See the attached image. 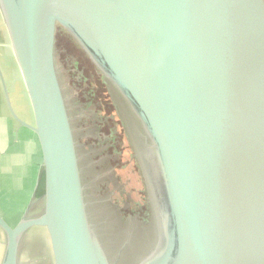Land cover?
Masks as SVG:
<instances>
[{
  "label": "water",
  "instance_id": "1",
  "mask_svg": "<svg viewBox=\"0 0 264 264\" xmlns=\"http://www.w3.org/2000/svg\"><path fill=\"white\" fill-rule=\"evenodd\" d=\"M0 13L32 123L0 71L6 104L43 170L42 210L34 196L16 224L0 215V264H21L33 229L53 264H264V0H0ZM59 29L114 90L151 210L137 234L109 199L91 218ZM102 231L125 240L106 247Z\"/></svg>",
  "mask_w": 264,
  "mask_h": 264
},
{
  "label": "flooded vegetation",
  "instance_id": "2",
  "mask_svg": "<svg viewBox=\"0 0 264 264\" xmlns=\"http://www.w3.org/2000/svg\"><path fill=\"white\" fill-rule=\"evenodd\" d=\"M93 69L94 74L100 77L98 84H96L97 87L101 88L103 93L108 94L110 98L109 106L106 105L104 108L108 111V117L105 120H99L100 116L96 111L93 113L87 109L90 103L84 104V106H81L77 101L69 103L66 92L63 90L65 99L68 102L69 115L77 142L80 169L84 185L86 186L90 215L91 218H95L96 220L102 218L100 205L97 202L106 200V203L104 202L103 204L105 207L108 204L107 199L113 200L114 202H112L119 206L122 215V217L116 216L115 218H120L123 224L129 228L126 231L130 230L134 234H137L140 230L147 229L151 224V210L146 190H144L145 192H141L138 189L139 178L143 184L144 181L134 157L124 124L120 118L117 104L114 101V90L105 83L102 76L94 67ZM91 93H94L93 90H91ZM90 98L92 99V96H85V99L89 102L91 101ZM87 123L91 125L84 128ZM106 128L108 132L104 134L102 130ZM130 188H133V197H136L134 202L129 193ZM39 190L40 187L36 190L34 198L37 200L33 211L35 215L43 207L42 200L40 199L42 191ZM142 196L143 201H141ZM117 197H124L125 201H121ZM137 200L138 202H136ZM141 203L143 204L141 205ZM142 206H146L145 211ZM126 231L122 235H119L121 232H117L116 235H110L109 238L102 231L101 235L105 246H112L109 239L113 237H116L113 244L115 243V246L120 244L122 240H125ZM132 241L136 242V238H133ZM22 249L23 245L20 250V256ZM36 258L42 261L41 264H45L46 260L40 259L39 256Z\"/></svg>",
  "mask_w": 264,
  "mask_h": 264
},
{
  "label": "rangeland",
  "instance_id": "3",
  "mask_svg": "<svg viewBox=\"0 0 264 264\" xmlns=\"http://www.w3.org/2000/svg\"><path fill=\"white\" fill-rule=\"evenodd\" d=\"M0 65L5 77V83L9 95V100L11 102L14 113H16V108H15L16 105L14 103L15 97L13 96V94L15 91V87L17 86V82H16L17 79L14 77H10L8 73H6L3 64L1 63ZM56 65L61 80L62 89L66 92V97L69 103H73L77 101L80 103L81 106L90 103V106H87L88 107L87 109H89L93 113L96 111V113L100 116L99 117L100 119L98 118L99 120L101 119L105 120V118L108 117V111L105 110L104 108L106 107V105L109 106L110 98L108 94L103 93V90L97 87L96 85L98 84L99 82L98 80L100 77L94 74L93 66L88 61L86 56L79 49V47L68 37V35L61 29H59L57 32ZM91 90H93L94 92L93 94L91 93ZM85 96L86 97L92 96V99L90 98L91 101L90 102L87 101L85 99ZM30 121H31V116H30ZM89 125L91 124L87 123V125L84 128H87V126ZM102 131L104 134L108 132L107 128ZM27 132H29V130ZM29 146L30 145L24 146L26 152H30L31 149ZM31 170L33 169L29 167H24L21 170L17 171L18 176H15L14 188L13 190L12 189L8 190V193L9 195H11V197H7L9 198L7 200L0 199V211L6 212V215L8 212L12 214V216L8 220H6L10 225L16 224L21 219V217L24 214L25 208H27L28 206L29 190L23 187L21 178L25 176V174L28 171ZM39 184H40L38 186V188L40 187L39 191H42L41 183ZM22 188L23 190H21ZM138 189L141 192H145L144 184L141 182L140 178H139ZM132 192H133V188H130L129 193L132 196L134 202L136 200V197L135 198L133 197L134 193ZM34 194H36V191ZM117 198L120 199L121 201H125L124 197L121 198L117 197ZM141 201H143V196L141 198ZM136 202H138V200ZM143 203H141V205ZM37 256H39L40 259L42 260H46L45 264H53L47 234L44 230L41 229H33L27 234L20 256V263L41 264L42 261L37 259L36 258Z\"/></svg>",
  "mask_w": 264,
  "mask_h": 264
},
{
  "label": "crops",
  "instance_id": "4",
  "mask_svg": "<svg viewBox=\"0 0 264 264\" xmlns=\"http://www.w3.org/2000/svg\"><path fill=\"white\" fill-rule=\"evenodd\" d=\"M3 64L6 73L10 77L16 78L17 86L13 96L15 97V108L18 117L24 122L32 123V113L26 91L22 82V78L15 62L12 49L10 46L9 37L4 26V22L0 13V64ZM0 71L3 79L5 77L0 65ZM6 84V83H5ZM11 103V102H10ZM12 106V105H11ZM15 113V114H16ZM31 116V121H30ZM20 126L11 116L6 104L2 85L0 82V199L7 200L11 197L8 190H13L15 184V176H18L17 171L24 167H29L33 170L28 171L21 178L23 187L29 190V203L35 195L36 189L42 180V156L40 147L35 134H31L30 130ZM30 145V152H26L24 146ZM12 184V186H11ZM23 190V188L21 189ZM20 190V192H21ZM28 203V202H27ZM26 203V204H27ZM28 203V204H29ZM26 210V208H25ZM24 210V212H25ZM1 212V211H0ZM23 213V212H22ZM5 216H4V215ZM0 215L8 220L12 214L1 212ZM19 220V219H18ZM17 222V221H16ZM0 235H2L0 233ZM4 251V239L0 236V262Z\"/></svg>",
  "mask_w": 264,
  "mask_h": 264
},
{
  "label": "trees",
  "instance_id": "5",
  "mask_svg": "<svg viewBox=\"0 0 264 264\" xmlns=\"http://www.w3.org/2000/svg\"><path fill=\"white\" fill-rule=\"evenodd\" d=\"M41 195V194H40ZM142 207H144V206H142ZM145 209H146V206L144 207V211H145Z\"/></svg>",
  "mask_w": 264,
  "mask_h": 264
}]
</instances>
